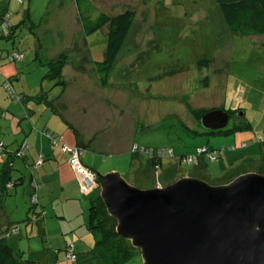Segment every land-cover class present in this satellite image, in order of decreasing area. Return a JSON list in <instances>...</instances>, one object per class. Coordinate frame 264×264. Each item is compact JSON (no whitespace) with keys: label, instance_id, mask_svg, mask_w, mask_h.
Instances as JSON below:
<instances>
[{"label":"rangeland","instance_id":"rangeland-1","mask_svg":"<svg viewBox=\"0 0 264 264\" xmlns=\"http://www.w3.org/2000/svg\"><path fill=\"white\" fill-rule=\"evenodd\" d=\"M3 1L0 0V9L5 6ZM164 2L167 7L176 12H192V21L185 23L186 25L174 39L168 40L166 31L163 32L162 29L157 31L155 26H151L150 17L145 21L141 20V16L137 30L138 35L134 36V32L131 31L129 39L125 41L110 73L108 82L111 86L104 87L99 82L91 59H99L105 50L106 27L86 36L83 33L77 7L73 0H10L7 11L0 18V21L3 18H8L15 25L14 30L11 27L3 28L0 25V57H2L0 60V151L3 149L2 146H7V149L15 147V138L18 140L19 135V124L26 122L30 124L29 119L26 118L29 109L33 110L30 115L33 118L31 126L34 129L38 128V131L49 126L45 125V122L52 123L54 126L62 125L61 116L52 114L50 108H47L43 103H36L35 98L29 97L26 100V95H23L21 91L23 83L25 91L28 93L26 94L29 96H34L35 92L43 91L48 93L50 98L59 95H61V99L67 98V94L62 92V85H53L55 79L42 78V70L45 68L40 66L35 57L37 43L41 47L39 48L40 56L50 58L49 62L64 56L61 80L66 87L65 91H71L72 87L77 84L78 89H82L84 99L92 100L90 106L77 110L78 108L71 99H68L72 103V108H68L67 111L76 119L77 124L81 127L79 129L83 130L84 134L95 127V132H98L96 137L98 145L117 143L120 148H123L127 144L126 137L128 138L130 121L134 119L138 124V133L135 136L134 144L138 146V149L146 147L150 150H165L166 152L163 154L168 155L163 156L164 160L174 159L176 154H182L187 158H192L193 162L191 163H195L197 157L194 154L198 147L211 146L218 150L222 146H233V143L228 140L231 135L209 133L201 126L200 121L194 120L192 112L187 111L185 105L178 103L181 100L178 97L186 91L194 93L190 95L191 101H189L192 108L204 105L211 108L217 106L218 102L219 104L224 102L225 108H242L248 119L254 121L253 118L256 117L257 121H262L264 119V48L259 45V42H263L264 35H231L228 39V44L231 46L228 49V61L223 59L225 63L221 68L219 67L220 71H216L218 67L213 66L212 71L206 72L201 66L198 67L193 63L190 65V61L196 47H200L203 54L208 49L210 50V47L213 48L216 44L222 43V30L225 24L217 4L214 0H178L176 2L165 0ZM131 3L136 9L143 7V4L134 0H131ZM98 4L101 7L97 6ZM98 4L95 3V8H91L88 12L91 17L103 10H109L108 14H115L119 9L111 8L109 0L98 1ZM148 5L151 8L159 7L155 1H150ZM26 11L29 12V20L24 17ZM201 12L206 15L204 16ZM31 25L36 27L32 30ZM128 42L132 43L129 45ZM86 44L89 46L90 55L85 47ZM11 50L21 51L24 62L22 63L20 60L8 61L6 55ZM14 62L16 63L14 64ZM198 68L201 70L199 71ZM213 71L219 72V74H215L219 76V82H209L207 84L209 88H204L201 85L202 81L199 80H203L205 74L210 80ZM16 73H19V76L23 75V80L18 79ZM14 74L15 78L9 77ZM128 77L134 79L130 93L124 90V84ZM148 77L149 82L145 81ZM161 82L165 85L164 97L153 96L148 99L144 84L149 83L150 90H152ZM5 83L10 85V91L5 88ZM112 91L118 92L116 96L118 100H115L114 103L116 111H118L117 114L119 111H123V116L121 123L115 121L109 125L105 122L106 117L109 116L108 120H111V115H114L116 111L109 112L108 108L113 106L105 105L106 101H102L101 97H104L106 92L112 93ZM160 102H163L164 105L161 106ZM152 103L154 105L159 103L157 111L151 109ZM147 107L149 108L147 109ZM71 109L74 112L70 111ZM232 121L233 119H230L227 126H230ZM36 124L37 127H35ZM113 124L118 128L117 130H113ZM108 126H111L110 131L104 129ZM109 139L113 142H110ZM120 148H118L119 151ZM171 150L173 153L169 154ZM227 153L222 152L221 156L225 157ZM118 154L93 153L94 170L101 174L118 171L120 176L128 181L129 160L125 161L121 156H116ZM141 157L148 159L146 156ZM20 159L14 160V168H22V171L27 173V170H35L34 165L27 167ZM149 160H151L150 157ZM208 160L205 161L210 165ZM191 163L181 164L178 168L181 170L180 173H187L192 167ZM240 163L239 160L236 161L237 166ZM1 164L0 156V167ZM206 171L205 169L204 172ZM209 171L211 177L215 175L222 177L229 170L227 171L225 167L219 170L214 165ZM11 175H17V173L12 170ZM26 179L9 190L7 195L0 194V234L4 233L14 253L20 254L23 264H81L83 259L81 256L84 257L85 253L81 254L82 251L77 253V249L75 251L78 256L77 261L64 259L65 238L71 235L78 236L82 229L87 234L86 226L80 224L82 216L83 222L87 219L88 201L81 200L80 202V199H68L64 203L67 217L47 216V219L45 217L42 221L43 226L48 221L46 227L52 233L50 237L47 234L48 240L46 236L40 235V224L32 223L26 226L21 221L27 217L26 212L30 204L29 197L23 191L27 185ZM153 180L156 181L153 175H150L146 181H141L136 176L133 181L128 182L138 188H147L152 185ZM166 182L162 181L161 183ZM204 182L217 185L213 178ZM91 189L96 195V186ZM80 203H82V207H80ZM59 222L63 234L53 233L59 227ZM10 225L16 226L18 231L13 233L5 231V227ZM71 226L75 228L72 230ZM87 236H90L92 241L85 243L87 247H84L83 251L93 244L92 234ZM86 263L83 262V264ZM120 264H143L139 250L135 249L132 255L126 256L125 261Z\"/></svg>","mask_w":264,"mask_h":264},{"label":"crops","instance_id":"crops-1","mask_svg":"<svg viewBox=\"0 0 264 264\" xmlns=\"http://www.w3.org/2000/svg\"><path fill=\"white\" fill-rule=\"evenodd\" d=\"M74 1V0H73ZM91 2V6L95 8V3L96 5L98 4V1H102V0H89ZM110 1V6L111 8H119L116 12H120L122 9L126 8V7H130L136 10V15L134 17V21H133V26L131 31L134 32V36L138 35L137 30L139 29V24H140V17L142 16L141 20H145L147 21V19H151V26H155L157 28V31H159V29H162L163 32L166 31V39H174L176 37V35L178 33H180L181 29L184 27V25H186L185 23H190L192 21V12L189 13V11H178L176 12L175 10L167 7L165 5V0H134L135 2H140L141 4H143V7L141 6L139 9H136L135 6L131 3V0H109ZM150 1H155L159 7H149V2ZM178 0H171V2H176ZM3 2H5V6H2L0 9V18L2 16V14H4L7 11V6H9L10 4V0H4ZM75 3V1H74ZM99 7H101L99 4L97 5ZM151 8V9H149ZM192 10V9H191ZM109 10H103V12H106ZM194 11V9H193ZM205 12V11H204ZM201 12L204 16L206 15V13ZM183 13V14H182ZM24 17H29V12H25ZM29 20V19H28ZM7 21L9 23V28L11 27L14 30V26L10 20ZM224 22V21H223ZM223 24V23H222ZM225 24V23H224ZM32 26V30L36 27L34 25ZM225 27V28H224ZM223 27V37H222V43L216 44L213 48L210 47V50L208 49L206 52H204L203 54L201 53V49L200 47H196L194 50V54H193V58L190 61V65L193 63V65H199L201 67H203L206 72L208 70L212 71L213 70V66L218 67L216 69V71H220V68L223 66V63H225V60H223L224 58L228 61V49L231 48V46H229L228 44V39L229 37L232 35L230 34V32L228 31L226 25ZM146 27L144 26V29ZM82 31V30H81ZM130 31V33H131ZM35 34V30L33 32ZM130 35V34H129ZM264 35V34H262ZM163 39H165L164 36H162ZM263 42H259V45L261 47L264 48V39H262ZM132 42H128V44L130 45ZM37 49H36V53H35V57L38 60V63L40 64V66H43L45 69L42 70V78L46 77V74L49 71L48 68V63H49V59L50 58H42L40 56L39 53V48L40 44L37 43L36 45ZM85 47L88 50V53L90 55L89 52V46L86 44ZM212 50V51H211ZM17 52H19L21 54V59L20 61L23 63L24 62V57L22 55L21 51L15 50ZM9 52H13V50L9 51ZM8 52V53H9ZM196 52H199L198 54ZM39 55V57H38ZM119 57V56H118ZM2 57H0L1 60ZM118 60V58H117ZM116 60V61H117ZM220 60V61H219ZM93 62L92 65H94V60L91 59V63ZM16 62H14L15 64ZM116 64V62H115ZM115 66V65H114ZM199 67V66H198ZM220 67V68H219ZM47 68V69H46ZM199 71L201 70L200 68H198ZM213 71L212 73V77L210 78V80L207 79V77L204 75L203 76V80H199L201 82V85L204 88H209V86H207V84L210 83H217L219 82L218 78L219 76H216L215 74H219V72ZM180 73V72H179ZM205 73V72H204ZM12 76L10 75L9 77L15 78L17 76L18 79H22L23 80V75L19 76V73H16ZM227 77H229L228 75H226ZM223 77V76H221ZM49 79V78H47ZM225 81H227L226 78H224ZM9 81L11 80L10 78L8 79ZM221 80H223V78H221ZM145 81L149 82V77L147 79H145ZM163 81V80H162ZM133 82L134 79L128 77L126 80V83L124 84V90L125 92L130 93L131 89L133 87ZM11 83V82H10ZM54 84V82H53ZM56 85V84H55ZM58 86L62 85V92L67 94V98L66 99H61V95L57 96V97H52L50 98L49 94L46 92H35L34 96H29L27 95L28 93L25 91L24 85L23 83L21 84V91L23 93V95H26L25 99L28 100L29 97L31 98H35V102L36 103H43L44 105L47 106V108H50L51 113L56 115V116H61L62 117V125H58L56 123V126L52 125V123L50 124L49 122H45V125H49L47 127H44V129H40V131H38L37 129H34L32 125V116L30 117V115H32L33 110L29 109L28 110V116L26 117L27 119H29L30 124L29 123H20L19 124V135H18V140L17 138H15L16 141V145L15 147L17 148L21 143H25L27 144V149L25 151V156L23 158H21L20 160L22 161V163L29 167V165L33 166L35 161L38 159V157L42 156L43 158V162L38 166L35 167V170L33 171V169L31 170H27L28 173L25 171H22V168H14V160L12 161V169L14 170L17 175H14L15 177H21L20 181L21 183L25 181L27 182V185L23 188L24 194L26 196L29 197V195L33 192L34 190V195L36 197V201H37V205H36V209H38L39 211L42 210V214L39 216L40 220L34 222V221H30L27 224H25L26 226L31 225L32 223H35L37 225L40 224V228H39V233L41 232L44 236L50 237V235H52V233H50V230H48V228L46 227V225H48V221H46L45 226H43V220L54 216V217H60V218H65L68 216L67 212L64 210V203L66 200L71 199H80L84 200V201H88V205H89V201L91 199H94L96 196L99 195V187L98 184L96 185V190H97V194L94 195L92 191V189L82 193L80 191V185H79V180L78 177L75 175L74 171L72 170L70 163H69V156L66 154H63L58 147H53V149L51 148V139L45 135L43 132H48V133H53L55 135H58L61 137V143L69 146V147H74V146H78L84 149V153L80 155V161L82 162V164L91 169L92 171H94L95 173H97L94 170V158H93V153L97 154V153H107V154H113V153H119L116 156H121L122 159H124L125 161L129 160V165H128V172H127V176L128 181H133V179L138 176L140 178L141 181H146L147 178H149L150 175H153L154 178L156 179V181L153 180L152 185L147 186V188H152V187H161V186H165L167 185L169 182H173L174 180L181 178V177H195L198 178L200 180L206 181V180H211L213 178V180H216L217 185L219 184H224V183H228L229 181H231L234 177L242 174V173H246V172H258L261 174H264V119H262V121H257L258 118L255 117V119L253 118L254 121L248 119L246 117L245 114V110H243L242 108H225L224 106V102H221L219 104H217V106H212L211 108L204 105V106H198L199 108H196V106L194 108H192V106L189 104V101L191 96L193 95V91H186L185 93H181V95L178 97V99H181L178 101L179 104H183L185 105L187 111L191 112V109H203L209 111V110H213V109H221L227 112L228 114V121L227 124L229 122L230 119H233L232 123L230 126H226L224 128H222L221 130L225 129V128H231L235 125H239V123L241 125H245V129H236L235 131L231 132V133H225L231 135V137H228L229 142L233 143V149H228V147L226 146H222L220 149L216 150L214 148H212L211 146H208L210 149H213V151L217 152L216 157H214L213 160H208L206 159L205 156L203 155H199V157L197 156V160L195 161V163H191L192 167H190V169L188 170L187 173H180L181 170H179L178 168L181 166V160L185 157L182 154L178 155L176 154L177 158L174 157V159H167L164 160L163 156L160 158H155L157 159V162H155L156 164L153 165L152 164V158L151 161L149 160V157L146 155H143L138 148H135V136L137 135V129H138V124L137 122H135V120H131L130 121V125H129V132H128V138L126 137V142L127 144L123 147L120 148V146L117 143H112V144H100L98 145V143L96 142V137L98 132L96 133V129L95 127H93L92 130L88 131L87 133L84 134L83 130L81 131V127L79 124H77L76 119L67 111L69 110L68 108H72V103L68 101V99H71V101L75 104V106L78 108L77 110H82L85 109L86 107L90 106V104L92 103L91 99H84V95L82 92V89L79 90L78 89V85L76 84V86L72 87L71 91H65L66 87H64L63 84H59L57 83ZM82 87V84H80ZM111 86V84H109ZM10 86V85H9ZM106 87V86H105ZM136 87V86H135ZM144 90L148 93L147 94V98H153V96H156L157 98L164 97V91H165V85L163 82L158 83L156 85V87H154V89L150 90V84L149 83H145L144 84ZM13 90V89H11ZM200 90V89H199ZM65 91V92H64ZM130 91V92H129ZM134 91V89H133ZM150 91V92H149ZM117 91H112L111 92H106V95H104V97L102 98V101H106L105 105H112V108H108L109 112L112 111H116V105L114 103V101L118 100L117 99ZM27 93V94H26ZM108 93V94H107ZM224 96V95H223ZM222 96V97H223ZM99 97V96H98ZM97 98V96H96ZM224 98V97H223ZM184 99V101H182ZM25 100V101H26ZM85 101V102H84ZM159 101V100H158ZM157 101V102H158ZM103 102V104H104ZM84 104V105H83ZM161 106H163V102H160ZM158 105L159 103H152L151 104V109H153V111L156 110V108L158 109ZM178 105V104H177ZM149 107H147L148 109ZM75 109V108H73ZM73 109H71L70 111L74 112ZM235 112L233 111H227V110H235ZM147 111V110H145ZM157 111V110H156ZM118 111H116V113H114V115H111V120H108L110 117H106L105 120L106 123H109V125H111V122H117V123H121L122 121V116H123V111H119V113L117 114ZM205 112V113H206ZM77 113V112H76ZM239 113H241L240 115H238ZM73 114V113H72ZM77 115V114H76ZM194 120H196L197 122L200 121V119H196V117L192 114ZM201 118V117H200ZM73 119V120H72ZM195 121V122H196ZM240 121V122H239ZM257 122V125H255V123ZM35 127H37V124L35 125ZM49 127V128H48ZM113 130H117L118 128L114 127L113 124ZM188 128V126H186ZM80 128V129H79ZM104 129L110 131L111 130V126L109 127H105ZM89 130V129H88ZM208 131H217V130H210L207 129ZM219 130V129H218ZM57 133V134H56ZM132 135V138H130ZM257 136H260V138L262 139V141H256L255 139L257 138ZM248 139H251L252 142H249L248 144H246L245 146H242V143L249 141ZM110 142H113L109 139ZM240 143V144H239ZM102 146V147H101ZM8 148L7 146H5L6 150L8 151H14L16 148ZM138 147V146H136ZM201 147H206V146H201ZM198 147V148H201ZM206 147V148H208ZM118 148H120L121 150L119 151ZM197 148V149H198ZM90 152V153H89ZM222 152H228L225 157H222L221 153ZM92 153V154H91ZM173 153V151L171 150V152L169 154ZM91 154V155H89ZM225 154V153H223ZM168 155V154H166ZM220 155V157H219ZM141 156H146L148 157L143 159ZM219 158V159H217ZM17 159V158H16ZM117 159V157H116ZM205 160H208L210 162L207 164ZM239 160L241 163L240 165H236V161ZM190 164V166H191ZM215 165V167H217L219 170H221L223 167L227 168V173L225 175H223L222 177L215 175L214 177H211L210 175V169ZM218 165V166H217ZM236 165V166H235ZM33 167V168H34ZM229 167V168H228ZM233 167V168H232ZM245 167V168H244ZM207 170L206 172H204V170ZM159 171V173H157ZM118 172V171H117ZM127 181V182H128ZM166 182V183H161V182ZM130 182H128L130 184ZM20 183V184H21ZM35 183L36 188L32 187V184ZM132 185V184H131ZM134 186V185H133ZM95 193V192H94ZM88 195V196H86ZM64 197V198H63ZM61 198V199H60ZM78 202V201H77ZM80 207H82V203H80ZM48 216V217H47ZM84 218L82 216L81 219V224L80 225H84L86 226V219L85 222ZM43 226V227H41ZM75 227L71 226V229L73 230ZM87 228V227H86ZM6 229V227H5ZM88 230V229H87ZM67 231V230H66ZM53 233L57 234V233H61L63 234L62 231V227L60 225L59 222V227L57 228L56 231H54ZM88 234H91L90 231H86L84 229H82L81 233L76 236L77 239L75 238L74 235L71 236H67L65 238V244H72L73 248H74V252L77 249V253H80V251L84 252L86 250L83 251L85 246V243H87V241H92L90 236H87ZM48 239V237H47ZM49 240V239H48ZM86 241V242H85ZM84 242V243H83ZM90 245V244H89ZM91 247V246H89ZM88 247V248H89ZM87 248V249H88ZM76 253V252H75Z\"/></svg>","mask_w":264,"mask_h":264},{"label":"water","instance_id":"water-1","mask_svg":"<svg viewBox=\"0 0 264 264\" xmlns=\"http://www.w3.org/2000/svg\"><path fill=\"white\" fill-rule=\"evenodd\" d=\"M227 121L221 109L200 118L210 130ZM96 176L115 231L143 264H264V174L246 172L219 185L181 177L152 188L133 186L117 171Z\"/></svg>","mask_w":264,"mask_h":264},{"label":"trees","instance_id":"trees-1","mask_svg":"<svg viewBox=\"0 0 264 264\" xmlns=\"http://www.w3.org/2000/svg\"><path fill=\"white\" fill-rule=\"evenodd\" d=\"M74 1L77 7L78 18L81 23L83 33L86 36L103 27H106L107 29L105 50L99 59H94V69L100 84L104 87L109 86L110 83L108 81L110 80V73L115 65L120 51L125 45V41L129 39L136 10L126 7L116 14H108L101 11L96 16L91 17L88 12H90L93 7L91 6V2L89 0ZM214 1L218 6L222 19L230 34L236 36L264 34V0ZM63 63V55L48 63L49 71L46 76L47 78L53 80L55 79L53 85L57 83L63 84V81L61 80V67L63 66ZM198 66H200V64ZM227 111L235 112L236 109ZM191 112L196 119L199 120L206 110L191 109ZM235 128L240 130L245 129L246 127L245 125H241L239 123V125H235L231 128L209 131V133H231L235 131ZM21 144L14 151L6 150L5 146H2L3 149L0 151L2 159L0 167V194L2 196L7 195L9 190L13 189L15 185L21 183V177L11 175L12 161L16 158H23L25 156V152L23 155H18ZM207 149L208 151L210 150V153L214 152L213 149H210L209 147ZM213 154L216 157L217 152H214ZM202 155L208 158L206 155ZM151 162L155 165L157 159L152 158ZM7 183L10 184V187L6 186ZM33 192L29 195L30 204L26 212L27 217L21 220L24 224H27L30 221L36 222L38 219L40 220L39 216L43 213L42 210L39 211L36 209L37 201ZM33 197L35 199L34 202L31 201ZM86 227L93 236V244L86 251L81 252V254L85 253V256L83 255L84 257L81 256V259L83 258L81 260V264H83V262H87L86 264H120L125 261L126 256L132 255L135 250L128 240L121 238L115 231L116 221L108 214L99 195L89 201ZM13 229H15V231H13ZM5 231L13 233L18 230L16 226L10 225L6 227ZM40 235L42 237L44 236L41 232ZM70 245L74 255L73 261H77L78 256L74 252L72 244H65L64 259L68 260L66 252ZM22 262L20 254L14 253L12 247L8 244L4 233H1L0 264H23Z\"/></svg>","mask_w":264,"mask_h":264},{"label":"built area","instance_id":"built-area-1","mask_svg":"<svg viewBox=\"0 0 264 264\" xmlns=\"http://www.w3.org/2000/svg\"><path fill=\"white\" fill-rule=\"evenodd\" d=\"M0 25L3 26V28H5L6 26H8L9 28V23L7 21V18H3L1 21H0ZM6 58L8 61H15V60H19L21 59V54L17 51H13V52H9L7 53L6 55ZM9 84L5 83V88L10 91V88H9ZM45 135H47L50 139H51V148L53 149V147H58L59 145V148L61 150V152L63 154H66L69 156V163H70V166L72 168V170L74 171L75 175L78 177V180H79V185H80V191L82 193L90 190L93 186H96L98 184V181H97V176H96V173L94 171H92L91 169L85 167L82 162L80 161V155L83 154L85 151L83 148L81 147H78V146H74V147H69L63 143H61V137L58 136V135H55L53 133H48V132H43ZM256 141H262V139L260 138V136H257V138L255 139ZM249 142H252V140L250 139L249 141L247 142H244L242 143V146H245L246 144H248ZM135 148H138L136 147L135 145ZM27 149V144L25 143H22L21 144V148L18 152V155H23L24 152L26 151ZM228 149H233V146H229ZM139 151L143 154V155H146L150 158H160L166 154H163L165 153L166 151L165 150H150V149H147V148H141L139 149ZM210 151V150H209ZM208 151V149L206 147H201V148H198L196 150V153L194 154L195 156H199V155H206L209 160H213L214 159V152L210 153ZM43 161V158L42 156L38 157V159L35 161L34 163V166L35 167H38ZM192 162V158H187V157H184L182 160H181V163H191ZM36 185L37 184H33L32 187L33 188H36ZM7 187H10V184L7 183L6 184ZM32 202L35 201L34 197L31 199ZM13 231H15V229H13ZM66 257L68 259H71L73 260L74 259V255H73V252L71 250V245L69 246L67 252H66Z\"/></svg>","mask_w":264,"mask_h":264},{"label":"clouds","instance_id":"clouds-1","mask_svg":"<svg viewBox=\"0 0 264 264\" xmlns=\"http://www.w3.org/2000/svg\"><path fill=\"white\" fill-rule=\"evenodd\" d=\"M151 161V160H150Z\"/></svg>","mask_w":264,"mask_h":264}]
</instances>
